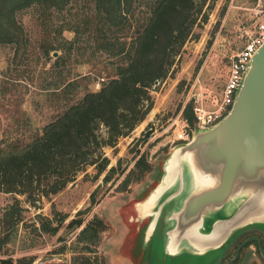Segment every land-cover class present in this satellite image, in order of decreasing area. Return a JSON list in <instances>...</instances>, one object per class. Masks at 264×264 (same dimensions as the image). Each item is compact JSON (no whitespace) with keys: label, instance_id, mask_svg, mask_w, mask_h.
Segmentation results:
<instances>
[{"label":"rangeland","instance_id":"rangeland-1","mask_svg":"<svg viewBox=\"0 0 264 264\" xmlns=\"http://www.w3.org/2000/svg\"><path fill=\"white\" fill-rule=\"evenodd\" d=\"M256 3L257 0L207 1L203 8L208 14L206 22L187 39L170 74L152 87L153 107L145 119L127 136L119 137L113 147H104L109 159L107 170L115 167L109 181H103L104 175L97 178L96 169L90 166L60 192L39 200L30 202L24 194L0 192L1 208L18 199L22 220L16 239L8 245L9 253L15 257L32 256V264H71L72 250L82 245L75 241L79 230L98 216L107 228L96 246V264H198L202 260L189 253L166 255L162 230L168 223L164 213L153 235L145 240L152 208L143 211L141 207L160 180L165 158L185 144L177 138L178 132L192 129L182 115L186 104L207 111L219 105L229 76L230 57L242 49L254 29ZM92 7L89 0H75L63 9L46 11L41 5H33L16 14L22 38L18 43H0V138H27L72 99L99 89L114 73V60L93 49L82 24L79 26L83 34L77 39L68 29L74 22L83 21ZM142 153L149 171L124 185L123 180ZM92 192L98 199L93 205ZM79 210L82 213L77 215ZM63 215L66 218L60 223L58 217ZM38 216L51 218L52 225L58 226L57 232L50 235L37 230ZM76 217L83 219L82 225L68 226ZM242 229L228 239L231 247L218 264H225L234 254L244 233L256 231L263 235L259 229L264 230V224ZM250 248L255 251L254 244L248 245L235 264H240ZM256 258L264 264L257 253Z\"/></svg>","mask_w":264,"mask_h":264},{"label":"trees","instance_id":"trees-1","mask_svg":"<svg viewBox=\"0 0 264 264\" xmlns=\"http://www.w3.org/2000/svg\"><path fill=\"white\" fill-rule=\"evenodd\" d=\"M89 1L93 5L90 13L68 29L77 39L83 34L79 26L82 24L93 49L114 60V73L99 89L72 99L27 138H0V192L24 194L30 202L39 200L60 192L90 166L96 169L97 178L104 175L103 181H109L115 167L107 170L109 159L104 155V147H113L119 137L127 136L145 119L153 107L152 87L170 74L183 45L208 16L203 11L208 0ZM72 2L75 0H0V43H18L22 38L16 20L18 12L33 5H41L46 11L63 9ZM182 115L192 127L195 116L191 103L186 104ZM145 156L142 153L136 160L134 169L123 180L124 185L141 179L149 171ZM96 202L92 192L90 203ZM19 211L18 199L0 207V264H32L34 260L28 255L15 257L8 251L22 221ZM80 213L79 210L77 215ZM38 218L37 230L50 235L57 232L58 226L52 225L51 218ZM65 218L58 217V221ZM82 222L81 217H76L68 226L79 228ZM106 228L98 216L81 227L75 241L82 245L72 250L71 264H96V246ZM252 235L259 236L264 247L260 232L244 233L243 239ZM250 244L255 245L259 255L255 242L245 247Z\"/></svg>","mask_w":264,"mask_h":264},{"label":"water","instance_id":"water-1","mask_svg":"<svg viewBox=\"0 0 264 264\" xmlns=\"http://www.w3.org/2000/svg\"><path fill=\"white\" fill-rule=\"evenodd\" d=\"M160 186L144 203L152 208V230L145 237L153 235L164 213L163 250L219 248L237 230L264 224V43L251 58L229 113L211 128L196 129L165 158L146 199ZM251 242L264 261L262 240L254 235L241 241L225 264L235 263Z\"/></svg>","mask_w":264,"mask_h":264},{"label":"built area","instance_id":"built-area-1","mask_svg":"<svg viewBox=\"0 0 264 264\" xmlns=\"http://www.w3.org/2000/svg\"><path fill=\"white\" fill-rule=\"evenodd\" d=\"M254 18V29L247 42L242 49L230 57L229 76L222 88L219 105L209 111L200 107L193 108L195 123L192 129L189 132L182 128L177 134V138L183 143H188L192 139L196 129L211 128L229 113L250 60L264 43V0H257Z\"/></svg>","mask_w":264,"mask_h":264},{"label":"crops","instance_id":"crops-1","mask_svg":"<svg viewBox=\"0 0 264 264\" xmlns=\"http://www.w3.org/2000/svg\"><path fill=\"white\" fill-rule=\"evenodd\" d=\"M144 207L143 211L148 210V208L145 206L144 203H142ZM155 204V203H154ZM242 228L237 230L236 232L240 233L242 232ZM261 230V232L264 235V230ZM236 232L234 234H236ZM264 237V236H263ZM148 237H145V240H147ZM231 240V239H230ZM227 241L225 242V244H223V246L219 247V248H215V249H205V250H198V251H190L189 249H183L180 246L176 247V249H173L172 251H168L167 249H164L165 253L167 256L169 257H174V256H178L181 253H189L191 254V257H198L200 260L199 262H197L198 264H218V261L220 260L219 258L231 247V241ZM227 246V247H226ZM253 248V247H252ZM193 264V263H192ZM240 264H263L258 258H256V253L253 249H249L247 250V252H245V256L242 259V261L240 262Z\"/></svg>","mask_w":264,"mask_h":264},{"label":"bare ground","instance_id":"bare-ground-1","mask_svg":"<svg viewBox=\"0 0 264 264\" xmlns=\"http://www.w3.org/2000/svg\"><path fill=\"white\" fill-rule=\"evenodd\" d=\"M161 187H162V186H160L159 188H157L156 190H154V191L152 192L150 198H149V199H146L143 203H149L150 201H152L153 198H154V197L160 192ZM151 230H152V224H150L149 227H148V229H147V232H146V235H147V236L150 234ZM169 249H171V247H169Z\"/></svg>","mask_w":264,"mask_h":264},{"label":"flooded vegetation","instance_id":"flooded-vegetation-1","mask_svg":"<svg viewBox=\"0 0 264 264\" xmlns=\"http://www.w3.org/2000/svg\"><path fill=\"white\" fill-rule=\"evenodd\" d=\"M252 236H254V235H252ZM256 236H257V235H256ZM248 237H250V236H248ZM258 237H259V236H258ZM246 238H247V237H246ZM244 239H245V238H244ZM244 239H243V240H244ZM243 240H242V241H243ZM261 240H262V239H261ZM240 242H241V241H240ZM240 242H239V243H240ZM239 243H238V244H239ZM238 244H237V245H238ZM262 244H263V243H262ZM237 245H236V246H237ZM256 247H257V246H256ZM244 248H245V247H244ZM244 248H243V249H244ZM258 253H259V252H258ZM238 260H239V259H238Z\"/></svg>","mask_w":264,"mask_h":264}]
</instances>
